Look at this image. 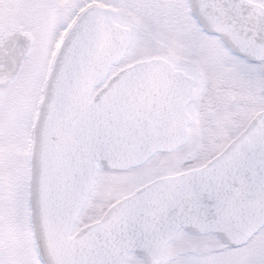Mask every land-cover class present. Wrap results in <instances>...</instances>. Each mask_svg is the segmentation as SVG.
<instances>
[{
  "label": "water",
  "instance_id": "95a60500",
  "mask_svg": "<svg viewBox=\"0 0 264 264\" xmlns=\"http://www.w3.org/2000/svg\"><path fill=\"white\" fill-rule=\"evenodd\" d=\"M187 3L200 28L229 51L264 61V8L247 0ZM22 38L21 56L29 41ZM127 44L128 31L106 10L87 8L47 73L31 132L27 192L43 264H124L130 253L159 264L178 230L237 247L264 226L263 108L203 166L139 187L72 234L98 170L134 168L188 139L184 108L194 93L183 73L150 59L105 80ZM261 87L264 93V70Z\"/></svg>",
  "mask_w": 264,
  "mask_h": 264
},
{
  "label": "rangeland",
  "instance_id": "374dc122",
  "mask_svg": "<svg viewBox=\"0 0 264 264\" xmlns=\"http://www.w3.org/2000/svg\"><path fill=\"white\" fill-rule=\"evenodd\" d=\"M107 1L0 0V32L18 30L30 39L22 70L8 86L15 92L17 102L26 99L32 86L40 94L47 62L76 17L91 6L106 8ZM121 1L112 0L109 8L117 21L127 23L119 6ZM152 2L146 0L136 8H125L136 22L131 25L129 60L162 56L170 49L189 64V70L195 66L206 91L195 120L198 127H194L188 142L174 152L155 154L133 169L98 171L73 231L96 220L110 204L137 187L157 177L199 167L234 137L261 100L257 64L230 55L213 37L199 39L198 29L178 0ZM32 74L28 81L29 85L33 83L24 86ZM35 98L28 102L27 109L19 103L14 107L4 104L0 113V264H42L29 227L25 194ZM254 104L256 107L251 110ZM212 240L209 236L190 237L178 231L167 245L161 264H264V227L238 248H221ZM125 264L141 263L128 255Z\"/></svg>",
  "mask_w": 264,
  "mask_h": 264
},
{
  "label": "flooded vegetation",
  "instance_id": "af4514ba",
  "mask_svg": "<svg viewBox=\"0 0 264 264\" xmlns=\"http://www.w3.org/2000/svg\"><path fill=\"white\" fill-rule=\"evenodd\" d=\"M144 1H146V0H122L121 1L119 6L121 7V13H123V16H124L123 18L125 20H128L127 23H121L114 18L113 12H111V10L109 8V4H111L112 0H108L107 2L104 3L106 8H102V9L107 11V13L109 14L112 21L115 22L116 24H118L119 26H121L122 28H125L128 31V45L125 49V52H124L121 60L117 64L113 65L110 70L114 72L118 69H121V68H123L127 65H130L134 62H137V61H143V60H149V59H161V60L167 62L173 68V70L181 72L185 76L189 77L192 80V88H193V92H194V97L191 101H189L186 104L185 113L189 117V124L187 126V130L189 132V136H191V133L194 132V127L195 128H196V126L198 127V125L195 123V120L198 118L197 116L200 115V111L202 109L201 108V100L204 99V97L206 98V91L204 89L205 83H204V81H201L200 79H198L199 70H197L195 66H194V68H191V70H189V68H188L189 64H187L186 62L179 59L178 58L179 55L172 52L170 49L166 50L165 54H163L162 56L161 55H154L151 57H142V58H138V59H134V60H129L130 57H129L128 51H129L130 46H131V32H132L131 25L132 24L136 25V22L134 19L135 17L132 16V14H130V12H127V10L125 8L126 7H128L129 9L136 8L138 5L141 4V2H144ZM155 1L156 0H153L152 4H155ZM160 1L162 2L164 0H160ZM248 1H250L254 4H257L261 7H264V1L262 2V0H248ZM178 3H179V5L181 3L184 4L186 15L189 18L190 13H189L187 0H182V1L178 0ZM183 19H185V18H183ZM193 24L196 26V28L199 31L198 32L199 39H203L206 36H210V37L215 38V40L219 44H221L216 37L204 33L200 29V27L196 24L195 20H193ZM176 35H178V33H176ZM22 36H25V35L21 34L18 30H11V31L9 30L8 32H5V33L0 32V113L3 109L4 104H6L7 107L8 106L14 107V104L17 106V104L19 103L18 106L21 105L23 108L26 107V109H27V105H28V107L30 106V104L28 102H30L31 99L35 98L36 89L33 88V86H32V90H30V92L28 94H26L27 97L25 96L26 99H29V101H27V103H26V99L22 102H17L16 99L14 98L15 92L13 93L10 88L8 89L9 84H11L12 81H14L17 78V75H19V71L22 70L23 61L27 55V52L30 51V42H29L30 39L26 36L29 39L28 48H27V51H25V53L23 54V56H21L22 41H24ZM224 49L230 55L237 57L236 55H233L231 52H229L226 48H224ZM53 54L50 57V60H48V62H47L48 63V69H47V72L45 73V75L43 76V82L45 80L46 74L49 71L50 63H52ZM240 60L244 61L243 59H240ZM124 61L126 62L125 64L123 63ZM244 62H247V61H244ZM249 63H252V62H249ZM253 64L258 65V70H259L260 75H261L262 71L264 69V62H258V63H253ZM34 72H35V69H34ZM32 76H34V74L30 75V77L27 79V81H25L24 86H27V87L31 86V84L33 82H31L29 85L28 80H30ZM43 82L41 84L40 94L38 95V92H36V98H35V102L33 104V108L35 107V112L37 111V105H38V102H39L40 97H41ZM203 95H204V97H203ZM8 97L11 98L12 100L11 99L8 100ZM258 103L259 104H258L256 110L246 120H244L242 122L241 129L243 127H245V125L248 123V121L251 119V117L256 112L260 111L264 107V93H262V91H261V100ZM254 107H256V104H254L251 107V110H253ZM27 112H26V114H27ZM35 112H34L32 122L34 121ZM32 122H31V127H32ZM240 130H238L236 132V134ZM30 132H31V129H30ZM30 132H29V135H30ZM30 142H29V149H28L29 152H30ZM24 150H26V145L24 147ZM29 152H27V162H26V165H27V172H26L27 182H28V172H29V164H28ZM27 182H26V192H27ZM26 192H25V194H26ZM26 200H27V194H26Z\"/></svg>",
  "mask_w": 264,
  "mask_h": 264
},
{
  "label": "trees",
  "instance_id": "16d2710c",
  "mask_svg": "<svg viewBox=\"0 0 264 264\" xmlns=\"http://www.w3.org/2000/svg\"><path fill=\"white\" fill-rule=\"evenodd\" d=\"M181 232H183L184 234H186L187 236H190V235H188L187 233H185L184 231H182L181 230ZM207 236H209V237H211L213 240V242L217 245V246H220L221 248H227L226 246H223L222 244H220L219 242H218V240H216L215 238H214V236H212V235H207ZM190 237H195V236H190ZM171 243V242H170ZM229 249V248H228ZM165 257V256H164ZM164 257H163V259H164ZM140 262V261H139Z\"/></svg>",
  "mask_w": 264,
  "mask_h": 264
}]
</instances>
